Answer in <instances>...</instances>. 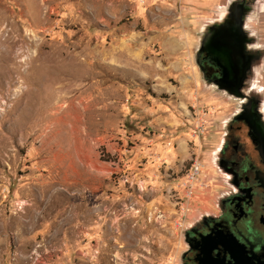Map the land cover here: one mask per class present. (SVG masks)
I'll return each instance as SVG.
<instances>
[{"label":"rangeland","instance_id":"1","mask_svg":"<svg viewBox=\"0 0 264 264\" xmlns=\"http://www.w3.org/2000/svg\"><path fill=\"white\" fill-rule=\"evenodd\" d=\"M219 3L0 0V264H181L222 191L194 60Z\"/></svg>","mask_w":264,"mask_h":264},{"label":"flooded vegetation","instance_id":"2","mask_svg":"<svg viewBox=\"0 0 264 264\" xmlns=\"http://www.w3.org/2000/svg\"><path fill=\"white\" fill-rule=\"evenodd\" d=\"M216 8L198 31L194 60L206 87L228 103L211 150L222 191L185 228L181 264H264V35L256 27L264 0Z\"/></svg>","mask_w":264,"mask_h":264},{"label":"built area","instance_id":"3","mask_svg":"<svg viewBox=\"0 0 264 264\" xmlns=\"http://www.w3.org/2000/svg\"><path fill=\"white\" fill-rule=\"evenodd\" d=\"M199 171V166L198 164L194 163V165H192V171L190 172V178H193Z\"/></svg>","mask_w":264,"mask_h":264},{"label":"water","instance_id":"4","mask_svg":"<svg viewBox=\"0 0 264 264\" xmlns=\"http://www.w3.org/2000/svg\"><path fill=\"white\" fill-rule=\"evenodd\" d=\"M235 264H251V263L239 261V262H236Z\"/></svg>","mask_w":264,"mask_h":264},{"label":"crops","instance_id":"5","mask_svg":"<svg viewBox=\"0 0 264 264\" xmlns=\"http://www.w3.org/2000/svg\"><path fill=\"white\" fill-rule=\"evenodd\" d=\"M221 1V0H220Z\"/></svg>","mask_w":264,"mask_h":264}]
</instances>
